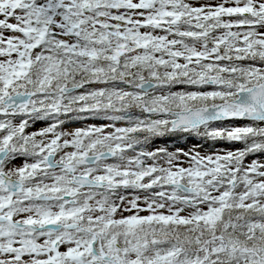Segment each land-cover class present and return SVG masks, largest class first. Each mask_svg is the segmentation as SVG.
I'll return each instance as SVG.
<instances>
[{
  "label": "snow or ice",
  "instance_id": "snow-or-ice-1",
  "mask_svg": "<svg viewBox=\"0 0 264 264\" xmlns=\"http://www.w3.org/2000/svg\"><path fill=\"white\" fill-rule=\"evenodd\" d=\"M0 264H264V0H0Z\"/></svg>",
  "mask_w": 264,
  "mask_h": 264
}]
</instances>
